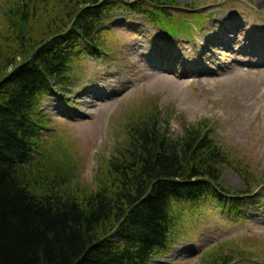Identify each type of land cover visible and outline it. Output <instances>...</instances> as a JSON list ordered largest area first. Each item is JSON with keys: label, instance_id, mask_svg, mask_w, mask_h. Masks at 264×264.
I'll return each instance as SVG.
<instances>
[{"label": "trees", "instance_id": "16d2710c", "mask_svg": "<svg viewBox=\"0 0 264 264\" xmlns=\"http://www.w3.org/2000/svg\"><path fill=\"white\" fill-rule=\"evenodd\" d=\"M178 8L173 0H68L56 15L52 5L26 0L8 9L10 30L0 37V264H151L171 241L174 206L211 199L227 211L264 184L202 128L184 127L171 139L163 113L128 121L96 189L74 183L48 151L43 156L42 99L54 86L68 88L86 52L104 50L108 19L124 10L185 34L168 28ZM225 168L241 176L243 192L223 189ZM208 257L231 264L238 253Z\"/></svg>", "mask_w": 264, "mask_h": 264}, {"label": "rangeland", "instance_id": "374dc122", "mask_svg": "<svg viewBox=\"0 0 264 264\" xmlns=\"http://www.w3.org/2000/svg\"><path fill=\"white\" fill-rule=\"evenodd\" d=\"M22 1L0 0V37L10 30L8 9ZM34 1L41 8L52 5L50 13L58 15L68 0ZM173 2L181 11L174 10L173 27L167 26L187 33L169 34L119 10L106 23L104 52L98 58L86 52L74 64L71 87H55L42 99L39 112L48 123L41 151L74 183L96 189L128 121L147 113H163L160 124L171 139L184 127L204 129L236 165L264 177V0ZM225 37L232 40L229 47ZM219 183L231 192L246 188L231 168ZM263 185L227 211L211 199L186 209L174 206L171 241L151 264H209L215 251L238 253L231 264H264Z\"/></svg>", "mask_w": 264, "mask_h": 264}, {"label": "bare ground", "instance_id": "6f19581e", "mask_svg": "<svg viewBox=\"0 0 264 264\" xmlns=\"http://www.w3.org/2000/svg\"><path fill=\"white\" fill-rule=\"evenodd\" d=\"M232 43V40H229V39H227V37H225V44L229 47V45ZM169 56V55H168ZM167 55H166V57H168ZM90 101H88V102H86V103H89ZM70 119H72V121L74 122L75 120H73V118H70Z\"/></svg>", "mask_w": 264, "mask_h": 264}]
</instances>
